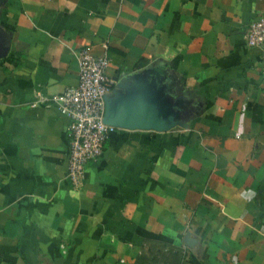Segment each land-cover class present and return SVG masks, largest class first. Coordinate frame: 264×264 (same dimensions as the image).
<instances>
[{
    "label": "crops",
    "instance_id": "0c3cea01",
    "mask_svg": "<svg viewBox=\"0 0 264 264\" xmlns=\"http://www.w3.org/2000/svg\"><path fill=\"white\" fill-rule=\"evenodd\" d=\"M264 0H0V264H264ZM110 59L80 187L54 94ZM42 98V99H41ZM152 120V119H151Z\"/></svg>",
    "mask_w": 264,
    "mask_h": 264
},
{
    "label": "built area",
    "instance_id": "2783aa9c",
    "mask_svg": "<svg viewBox=\"0 0 264 264\" xmlns=\"http://www.w3.org/2000/svg\"><path fill=\"white\" fill-rule=\"evenodd\" d=\"M248 41L254 46H264V11L251 24ZM78 56V83L51 98L69 120L68 175L76 187L82 186L87 169L100 159L109 136L119 128L105 121L106 96L114 83L109 75L110 59L95 55L89 46L82 47Z\"/></svg>",
    "mask_w": 264,
    "mask_h": 264
},
{
    "label": "water",
    "instance_id": "95a60500",
    "mask_svg": "<svg viewBox=\"0 0 264 264\" xmlns=\"http://www.w3.org/2000/svg\"><path fill=\"white\" fill-rule=\"evenodd\" d=\"M8 53V46L5 45L4 40L1 37L0 34V57L5 56ZM110 94L111 92L106 96V116L105 121L109 124H113L116 126H125V127H131L132 125H138L140 127L145 128H156V129H162L164 128L165 124L164 121H162L159 117L156 116V118H151L147 121H137V122H129L127 120H121L119 116L113 114L111 112V106H110ZM136 123V124H135Z\"/></svg>",
    "mask_w": 264,
    "mask_h": 264
}]
</instances>
